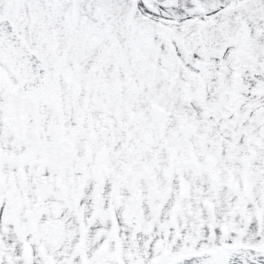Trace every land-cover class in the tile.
Wrapping results in <instances>:
<instances>
[{
	"label": "snow or ice",
	"instance_id": "1",
	"mask_svg": "<svg viewBox=\"0 0 264 264\" xmlns=\"http://www.w3.org/2000/svg\"><path fill=\"white\" fill-rule=\"evenodd\" d=\"M0 264H264V0H0Z\"/></svg>",
	"mask_w": 264,
	"mask_h": 264
}]
</instances>
